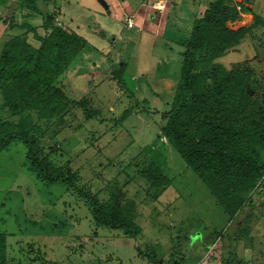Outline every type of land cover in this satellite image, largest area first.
<instances>
[{
    "label": "rangeland",
    "instance_id": "374dc122",
    "mask_svg": "<svg viewBox=\"0 0 264 264\" xmlns=\"http://www.w3.org/2000/svg\"><path fill=\"white\" fill-rule=\"evenodd\" d=\"M103 1L108 0H40L49 10L70 7L65 18L91 35L84 33L96 48L84 59L88 73L65 89L73 101L89 98L94 113L75 109L44 137L46 153L55 150L58 166H69L71 189L39 180L28 167L24 144L0 152V233L8 236V264H224L229 255L243 264H264L262 197L229 216L162 135V115L171 109L181 77L183 41L191 36L194 19L216 0H169L172 19L185 27L175 34L179 41L167 37L154 50L146 33L124 28L117 34L105 25ZM143 1L152 6L158 0ZM231 1L237 6L241 0ZM255 14L262 16L259 25L244 11L240 21L228 24L232 30L249 29L247 36L203 69L248 70L252 95L263 96L264 0ZM115 38L111 53H105L102 44L108 48ZM165 62L173 84L162 92L154 83L165 75ZM92 63L96 72L88 69ZM122 70L123 80L114 76ZM9 116L8 109L0 112V119ZM150 165L164 172L166 186L154 188L141 177ZM118 190L125 192V209L141 229L137 237L93 220V200L104 204Z\"/></svg>",
    "mask_w": 264,
    "mask_h": 264
},
{
    "label": "trees",
    "instance_id": "16d2710c",
    "mask_svg": "<svg viewBox=\"0 0 264 264\" xmlns=\"http://www.w3.org/2000/svg\"><path fill=\"white\" fill-rule=\"evenodd\" d=\"M22 7L39 12L36 0H22ZM241 11L247 10L234 6L231 0H216L194 22L191 36L183 41L181 77L171 109L162 115L164 139L231 217L248 203L254 204L255 196L262 197L264 209V95H252L248 70L223 73L203 67L216 65L217 59L247 36V28H228L229 23L240 21ZM10 27H15V22L10 20ZM44 28L47 35L40 39L38 49L18 37L5 44L0 57L3 109L11 115L0 119V152L14 143L24 144L28 167L39 180L71 189L69 166H58L56 151L46 153L43 141L46 131L62 125L73 110L82 109L85 115L93 111L91 100L72 101L58 84L86 41L70 30L55 27L53 16L44 18ZM100 36L105 37L103 33ZM118 74L121 77L122 71ZM141 177L154 188L168 184L164 172L155 165L145 168ZM125 197V192L118 190L104 204L94 199L93 220L97 226L137 237L141 229L126 211ZM7 238L0 233V264L9 263ZM224 264L243 262L229 255Z\"/></svg>",
    "mask_w": 264,
    "mask_h": 264
},
{
    "label": "crops",
    "instance_id": "0c3cea01",
    "mask_svg": "<svg viewBox=\"0 0 264 264\" xmlns=\"http://www.w3.org/2000/svg\"><path fill=\"white\" fill-rule=\"evenodd\" d=\"M158 1H162L166 5V7L168 5L167 11L158 13L152 9L149 2L146 4L143 0L103 1V6L107 11V14L104 15L105 19H103L104 24H107L109 28L114 27V33L117 32V34H121V30H123L124 28H126L129 32H131L130 30L137 29L140 32L141 36L142 34L146 33L153 50L161 44L162 40L167 37H171L176 41H179L175 34H177V32H181V27L184 29L185 25L180 24L179 19L176 17L172 19L173 5L169 0ZM260 2L261 0H241L240 2H238V5H240L242 8H245L247 10L246 12L253 16V19H258L259 17L262 18V16L255 14V9L256 5ZM44 5L41 6L40 0H36V6L39 12L34 13L28 8L22 7V0H0V57L4 50L5 44L18 37H24L27 40L28 45L32 46L35 49H38L41 45L40 39L45 38L47 35V32L44 28V18L47 16H53L55 27L62 28L64 30H70L86 41L84 50L77 56L68 70L58 80V84L62 87L64 93L70 99L71 96L69 95L67 89H65L67 88L66 84L71 83L73 79L79 78L82 74L86 75L88 73V71L85 72L84 69L87 64L86 62H88L89 60L84 62V59L92 56L96 48H91L92 46H90V42L87 40L86 36H84V33L89 34L87 30L82 29V31H80V29L74 24L75 21L71 19L72 17H69L68 19L65 18L66 13L70 7L62 5L60 8L56 7L52 10H49V8ZM131 18L134 25L133 28H129L126 22ZM63 19L64 21L66 20V22H68L67 25L64 24ZM196 19H199V17L195 18L194 22L196 21ZM10 20L15 22V27H10ZM115 41L116 38L108 48L104 44H102L104 47V51H106L105 53H111V50L115 46ZM95 42L100 43L97 39L95 40ZM152 54L154 55V51ZM169 67L170 64L167 62H165V65L162 66V68L164 69L163 74L165 75H162V77L157 79V81L154 83L155 90L165 92V90L168 89V86L173 84L172 76L166 73ZM89 68L92 71L96 72L98 69V65L92 63V65L88 67V69ZM114 76L118 77L117 72H115ZM120 78L121 80H123L122 76ZM131 82L138 83L140 82V80L137 77H132ZM140 89L141 88L139 87L137 91H140ZM83 99L89 98L85 97ZM1 111L3 112V108L0 109V112Z\"/></svg>",
    "mask_w": 264,
    "mask_h": 264
},
{
    "label": "built area",
    "instance_id": "2783aa9c",
    "mask_svg": "<svg viewBox=\"0 0 264 264\" xmlns=\"http://www.w3.org/2000/svg\"><path fill=\"white\" fill-rule=\"evenodd\" d=\"M151 7L153 10H155L158 13H162L167 9L166 5L162 1L154 2ZM127 23L129 28H133L134 25L132 22V18L129 19Z\"/></svg>",
    "mask_w": 264,
    "mask_h": 264
}]
</instances>
